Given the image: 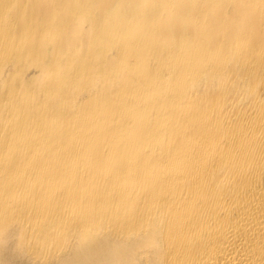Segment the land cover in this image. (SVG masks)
<instances>
[{"label": "bare ground", "instance_id": "bare-ground-1", "mask_svg": "<svg viewBox=\"0 0 264 264\" xmlns=\"http://www.w3.org/2000/svg\"><path fill=\"white\" fill-rule=\"evenodd\" d=\"M0 264H264V0H0Z\"/></svg>", "mask_w": 264, "mask_h": 264}]
</instances>
